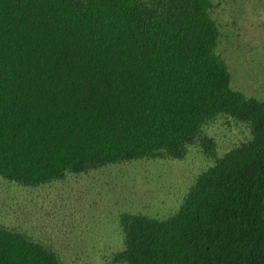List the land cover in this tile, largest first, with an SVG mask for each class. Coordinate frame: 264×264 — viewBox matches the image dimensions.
Returning a JSON list of instances; mask_svg holds the SVG:
<instances>
[{
	"label": "trees",
	"instance_id": "obj_1",
	"mask_svg": "<svg viewBox=\"0 0 264 264\" xmlns=\"http://www.w3.org/2000/svg\"><path fill=\"white\" fill-rule=\"evenodd\" d=\"M212 0H0V177L30 186L183 158L224 114L250 125L167 219L123 213L125 264H264V100L231 86ZM205 151L215 141L204 136ZM0 264H63L0 224Z\"/></svg>",
	"mask_w": 264,
	"mask_h": 264
},
{
	"label": "rangeland",
	"instance_id": "obj_2",
	"mask_svg": "<svg viewBox=\"0 0 264 264\" xmlns=\"http://www.w3.org/2000/svg\"><path fill=\"white\" fill-rule=\"evenodd\" d=\"M231 86L264 100V0H212ZM215 141V154L202 139ZM252 138L249 124L218 115L203 126L183 158H141L108 164L30 186L0 177V224L52 249L63 264H125L123 213L167 219L200 173Z\"/></svg>",
	"mask_w": 264,
	"mask_h": 264
}]
</instances>
